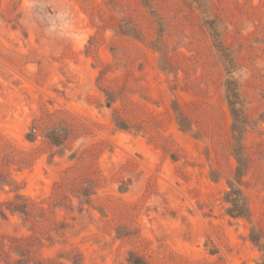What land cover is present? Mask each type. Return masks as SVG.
<instances>
[{"label":"rangeland","instance_id":"rangeland-1","mask_svg":"<svg viewBox=\"0 0 264 264\" xmlns=\"http://www.w3.org/2000/svg\"><path fill=\"white\" fill-rule=\"evenodd\" d=\"M0 211V264L262 263L264 0H0Z\"/></svg>","mask_w":264,"mask_h":264},{"label":"trees","instance_id":"trees-1","mask_svg":"<svg viewBox=\"0 0 264 264\" xmlns=\"http://www.w3.org/2000/svg\"><path fill=\"white\" fill-rule=\"evenodd\" d=\"M224 93H225V101L227 103V107L229 109V112H230V115L233 121L231 125V131H232L233 138L236 139V141H235V145L231 148V151L237 163V166L232 174V177L228 181V191L224 195V201L229 205V207L226 210V215L232 218H245L246 219L250 216V211L248 208L246 197L244 196V193L241 190V188L236 187L235 185L237 184L241 186V184L243 183L241 178L247 170L248 158L243 151L240 140L242 139V136L246 133L250 122L244 110L241 91L235 80L227 79L225 81ZM174 112L176 113L181 123L180 126L183 129H186L187 126L183 124V119L185 118L183 114L176 108H174ZM113 121L116 127L120 129H124L125 126L123 122L118 121V118H116L115 115L113 116ZM53 131H57V130L53 129ZM236 134L238 135L236 136ZM28 137H29L28 139H31L30 136ZM50 141L53 146L59 145L58 141L56 140L54 141L50 140ZM86 189L87 188L82 189L81 193L85 198H88L89 194L85 193ZM16 199H19V198L16 197ZM24 200L25 199L22 198L20 202L18 203H13V201H11L9 203L2 204V206L5 207L6 211L13 212V213H20L22 215H25L26 210H24V206H25L23 203ZM0 216L2 218H5V214L3 211H0ZM259 236L260 235L255 230H252L249 236L250 241L254 244H257L259 242ZM15 249H16L15 253L19 256V259L15 261V264H43V262L39 259L32 260V259H28V257L23 255L20 250L21 245L17 246ZM126 261L128 264H147V262L144 259H142L139 256H136L133 253L128 254ZM52 263L53 262L49 264H52ZM72 263L80 264L74 261ZM260 264H264V261Z\"/></svg>","mask_w":264,"mask_h":264}]
</instances>
